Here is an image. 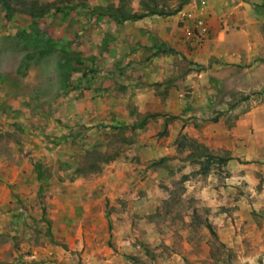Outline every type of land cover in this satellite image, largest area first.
I'll return each instance as SVG.
<instances>
[{
  "label": "rangeland",
  "instance_id": "1",
  "mask_svg": "<svg viewBox=\"0 0 264 264\" xmlns=\"http://www.w3.org/2000/svg\"><path fill=\"white\" fill-rule=\"evenodd\" d=\"M142 1L72 0L37 25L0 6V157L23 163V182L9 184L18 198L0 205V264H264V169L228 151L211 95L208 106L162 101L155 67L170 27L156 20L168 16L90 13L138 14ZM243 2L260 17L249 31L264 32V1ZM179 16L185 49H199L207 23ZM76 54L84 65L64 88L56 64L69 70Z\"/></svg>",
  "mask_w": 264,
  "mask_h": 264
},
{
  "label": "crops",
  "instance_id": "2",
  "mask_svg": "<svg viewBox=\"0 0 264 264\" xmlns=\"http://www.w3.org/2000/svg\"><path fill=\"white\" fill-rule=\"evenodd\" d=\"M251 4L243 0H189L177 14L157 19L159 25L170 27V32L159 33L170 49L155 69L162 67L165 77L161 81H166L170 90L163 97L164 104L208 106L211 95L213 105L222 111L217 118L222 129L218 135L227 136L228 151L233 146L238 156L260 163L258 167L264 169V32L249 31L250 25L260 20ZM182 13L188 15L187 26L202 19L210 30L206 42L192 52L185 49L187 32L177 33ZM159 25L155 26L157 32ZM188 60L199 64L201 70H187ZM226 104L231 107L225 108ZM224 121L233 123L224 127ZM16 161L0 157L1 206L18 198L9 186L15 181L11 176L23 182V163L17 165Z\"/></svg>",
  "mask_w": 264,
  "mask_h": 264
},
{
  "label": "trees",
  "instance_id": "3",
  "mask_svg": "<svg viewBox=\"0 0 264 264\" xmlns=\"http://www.w3.org/2000/svg\"><path fill=\"white\" fill-rule=\"evenodd\" d=\"M71 1L72 0H0V6L5 10V16L7 19L12 20L17 16L29 17L32 24L37 25L41 20L53 19L52 17L55 18L57 15L67 14L72 11L74 5L70 4ZM151 2H153V4ZM142 3L145 6V12L138 14L129 13L120 7L113 10L109 7L102 8L100 6L91 7L90 13L96 16L108 15L115 19L118 24H123L126 21L140 19L147 15H173L181 11L182 8L189 3V0H178V4L175 7L169 8V6H166L167 8H161L160 10L158 5L154 4V0H144ZM85 7H88V5ZM16 36L19 35L17 34ZM29 59L30 56L27 52L18 70L26 73ZM71 63L73 67L71 66L69 70L60 68L61 66H57L56 64V74L60 77H58V79L61 82V86L64 88L71 86L69 84V72L79 71L84 65L83 59L80 58L79 54H76V57L71 58ZM0 76L2 77L1 74Z\"/></svg>",
  "mask_w": 264,
  "mask_h": 264
}]
</instances>
